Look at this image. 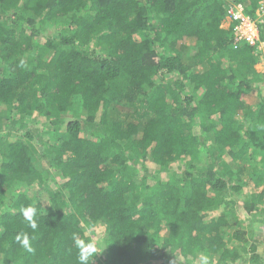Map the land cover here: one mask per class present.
<instances>
[{"label":"trees","instance_id":"16d2710c","mask_svg":"<svg viewBox=\"0 0 264 264\" xmlns=\"http://www.w3.org/2000/svg\"><path fill=\"white\" fill-rule=\"evenodd\" d=\"M262 55L264 0H0V264H264Z\"/></svg>","mask_w":264,"mask_h":264},{"label":"clouds","instance_id":"9594fccd","mask_svg":"<svg viewBox=\"0 0 264 264\" xmlns=\"http://www.w3.org/2000/svg\"><path fill=\"white\" fill-rule=\"evenodd\" d=\"M258 29V28H257ZM259 44H262L261 41H257ZM255 43V42H254ZM251 44V43H250ZM253 44V43H252ZM22 216L24 220L27 221L29 228L35 231L38 228V209L34 205H29L24 207L22 210ZM16 242L27 252H33L31 246V238L27 233L18 234L16 237ZM75 245L78 249V264H92V261L96 254L100 253L97 250L95 241H86L84 239H77L73 237ZM200 264H208L207 255L200 254Z\"/></svg>","mask_w":264,"mask_h":264},{"label":"rangeland","instance_id":"374dc122","mask_svg":"<svg viewBox=\"0 0 264 264\" xmlns=\"http://www.w3.org/2000/svg\"><path fill=\"white\" fill-rule=\"evenodd\" d=\"M255 67H256L257 70H262L263 69V71H264V55H262L259 58V61L255 64ZM148 163L149 162H147L145 165L148 166L149 165ZM137 167L140 170V172L138 173V176H141L142 168L140 167L139 164L137 165ZM242 175L244 177L246 175V172L244 171V173H242ZM161 176L164 178V177H166V174L163 173V174H161ZM251 189H253L251 184L250 185H244L242 187V193L239 194L241 200L244 197L245 193H248L249 191H251ZM240 203H239V205H240ZM214 215H216V212H211L208 217H211V216H214ZM241 217H242V219H246V216L244 214H242ZM251 224L252 225L249 226L250 227L249 229L251 231H249L248 234L245 235V236H247V238L249 239V241H252L254 238H257L258 239V237L260 239H263L264 240V222L261 221V220H254V221H251ZM245 227L247 228L248 225L245 226ZM101 229H102L101 226H97L96 227V231H100ZM253 235H255V236H254V238L251 239L250 236H253ZM178 259L183 260L182 257H180V256H178ZM192 262H193L192 264H200L197 259H195V260L193 259ZM228 263H230V264H243L244 262L243 261H237V262L234 261V262H228Z\"/></svg>","mask_w":264,"mask_h":264},{"label":"built area","instance_id":"2783aa9c","mask_svg":"<svg viewBox=\"0 0 264 264\" xmlns=\"http://www.w3.org/2000/svg\"><path fill=\"white\" fill-rule=\"evenodd\" d=\"M231 16L233 19L240 20L239 24L234 26L236 38L244 39L251 44L256 42L258 39V29L255 21L239 11L233 12Z\"/></svg>","mask_w":264,"mask_h":264}]
</instances>
